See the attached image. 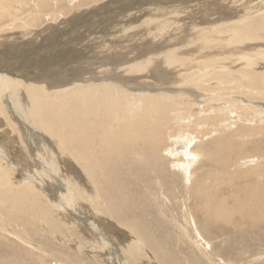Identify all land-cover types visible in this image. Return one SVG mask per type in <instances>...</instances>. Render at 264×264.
<instances>
[{
    "label": "bare ground",
    "instance_id": "obj_1",
    "mask_svg": "<svg viewBox=\"0 0 264 264\" xmlns=\"http://www.w3.org/2000/svg\"><path fill=\"white\" fill-rule=\"evenodd\" d=\"M29 1L38 9L39 5L49 2V0ZM53 1L60 2V0ZM66 1L72 3V0ZM132 1L96 0L97 3L94 6L87 7L89 9L79 8L76 14L68 17L65 16L69 13L68 7L52 11L46 15L47 19H51V23H45L46 25L40 30L27 29V26L32 25V22L36 20L35 18L19 22L12 26L10 31L2 30L0 34V119L5 122L4 126H8L12 133H17L12 135L7 131V140L23 146L24 156L17 161L10 160L4 146L6 143H0V225L4 226L8 234L21 242L20 235L23 230L25 231V221L28 219L56 233L57 225L53 210L58 219L66 218V212H68L77 216L75 219L80 224L92 230L103 249L108 248L111 256L116 258L119 255L118 246L109 247L110 241L100 229L101 226L98 227L95 222L84 217L77 205L80 202L81 205L86 204L87 207L82 208L86 214H95L104 224L116 227L107 218L111 219L110 216L113 218L114 213L118 212V223L120 221L126 223L128 217L121 213L119 207H115L114 198L118 197V202L121 200L123 203L129 202L131 200L129 198H133V195L140 197L146 195L158 200L179 195L183 196L180 197L183 201L193 199L197 201V204L199 200L203 201L205 207H197V210H206L200 213L205 222L215 219L231 225L232 218H234L232 224L235 223L233 227L237 228L232 227L233 230L248 225L251 231L263 233L264 180L261 178L264 177V165L255 164V161L259 158L264 159V154L248 155L245 153L243 158L240 157L243 154L244 144L249 141V138L258 136L259 139H264V70H254L256 61L252 60L253 57L245 55L243 58L246 61L245 64L239 69L235 68L238 75L234 76H231L232 72L226 69L227 72H200V68L192 67L193 72H177L178 69H184L185 64L179 56L178 59L175 58L179 48L173 44L181 42L185 35L171 36L180 33L181 29L174 30L170 23L172 26L165 28L167 33L158 39L162 32L159 28H162L164 22L156 16H150L149 19L146 18L145 24H150L151 27L144 29V34L146 32L151 34L153 39H147L146 43L140 44L138 48L135 45L133 52L124 51L125 47L122 46L118 52L112 51L107 54L110 59L119 61V65L123 63L122 66H117V70L110 66L98 71L86 65L83 68H74V66L72 68L62 64L64 63L61 62L62 59L67 57L69 34L74 27H77L76 25L84 20L87 21V18L94 13L108 9V5L116 3L125 5ZM242 1L245 0H216L218 6L214 4L218 9L223 10L220 13L226 14V17L235 14V20L230 21L227 18L229 23H225L226 29L224 27L227 35L223 41L229 53L240 50L241 55L245 53L246 48L252 47L248 42L264 39V3L250 0L251 2L249 1L246 7L244 6L247 3L243 2L244 6L241 7L244 9H234L235 5L238 7ZM152 2L154 4L155 1ZM11 3L10 0H0V20L9 17L15 20L16 13L14 12L18 6L26 5L28 1H12ZM157 3L155 2L156 5ZM257 3L259 4L254 6ZM260 4L263 5L259 6ZM190 6L192 9V5ZM207 6L210 7V5ZM164 10L167 15L166 8ZM226 10L232 13H225ZM125 16L128 15L123 17ZM59 17L62 18L59 19ZM2 23L3 21H0L1 28L6 24ZM104 24L100 25H108ZM134 26L137 27V25ZM140 26L142 28L143 25L140 24ZM103 34L100 35L103 36ZM218 34H221V30ZM211 39L213 37L204 41L205 43L213 41ZM172 40L174 43H171ZM243 43L249 45H243ZM230 44L238 47L228 46ZM256 44L258 45V42ZM167 45L171 47H165ZM261 45L264 47V44ZM260 47L258 49L261 50ZM72 49L69 50L72 51ZM158 50L163 51L164 60L156 58L159 56L156 54ZM211 50L212 46H197L190 51L189 55L197 51L198 61L202 62L200 58L208 55ZM180 51L183 50H179V53ZM68 55L71 56V53ZM232 55L230 54L229 57H233ZM211 61L202 63L204 65L217 64V61ZM163 63L177 66L169 68L166 65L162 68ZM227 66L223 67L227 68ZM215 69L216 67L213 66L210 68V70ZM230 83H233L232 86H229ZM194 88H197V91ZM230 89H234V92L230 93L228 91ZM25 144L27 148L24 147ZM239 158L241 159L238 162ZM200 161H202L201 164H198ZM32 162L40 163L42 172L37 171L39 170L37 167H35L37 169L35 173L31 171L32 174L28 171L29 168L24 170V167L31 166ZM240 166L253 167L242 168L239 172L237 167ZM16 170L21 171L26 179L15 180L13 174ZM116 171L119 188L121 189L123 184L126 185L119 194L113 189V183L116 180L109 176L111 173L115 174ZM50 176L60 189L57 197L50 193L51 191L48 192L49 186L47 188L44 186V178H50ZM238 178L246 182H243L232 193L233 205H225L223 199L220 202L216 201V187L222 186L224 181L227 185ZM48 184L52 185L51 182ZM77 202L79 204L76 205ZM188 213L192 214V212ZM190 217L197 230L195 217L193 215ZM125 225L140 237L136 239L138 242L130 241L129 247L127 243H124L127 249L134 251L142 249L143 251L146 245L150 246L149 242L144 240L143 233L136 224ZM31 228L34 229V225H30L29 230H32ZM196 235L202 239L198 230ZM120 243L119 241L117 244ZM226 264L233 263L227 262Z\"/></svg>",
    "mask_w": 264,
    "mask_h": 264
},
{
    "label": "rangeland",
    "instance_id": "obj_2",
    "mask_svg": "<svg viewBox=\"0 0 264 264\" xmlns=\"http://www.w3.org/2000/svg\"><path fill=\"white\" fill-rule=\"evenodd\" d=\"M12 1L13 2L28 1V4L18 6V9H16V11L14 12V14L16 13V16H15L16 21L13 20L11 17L0 20L1 22L3 21L2 24L6 23L5 26L3 25L2 28L0 26V34L4 30L5 31L12 30L11 29L12 26L18 24L21 21H24L27 19L30 20L33 18L36 19V20L34 19L36 22L33 21L32 25L30 24L27 26V29H29V30H33V29L40 30L46 24L51 23V19H47L46 15L50 14L52 11H59L62 8L68 7L67 9H68L69 13L65 14V16L67 15V17H68V16H71L72 14H76V12L82 8L89 9L87 7H92V6H94L95 3H97L96 0H72L71 4L69 1H66V0H60V2H58V3H55L53 0H49V2H46L47 4L39 5L40 7L38 9L37 7H34V5H32L33 3H31L29 0H10V3ZM145 1H147L148 3ZM152 1H155L156 3L158 2L157 5L158 4L159 5L157 6L154 2V4L157 7L154 6ZM161 1L162 0H143V2H142V0H133L132 2L125 4V5H123V4L121 5L120 3L108 5V9L107 8L104 9V11L106 13L104 11H98L97 13L90 15L91 19H90V17H88L87 21L84 20L83 22H81L79 24L77 23L79 26L76 25L77 27L76 28L74 27V29H73L74 31L71 30V33L69 34V39H70V41L71 40L72 41L70 43V41L67 40V43L69 46L68 49H66L67 57L62 59L61 62H64L62 64H66L68 67H72V68H73V66H74V68H77V67L83 68V66L84 67L87 66V67H91L93 69L95 68L94 70H98V71H101V70L108 68L110 66V67L116 68V70H117L118 67H120V65L121 66L123 65V63L119 65L118 64L119 61L116 62V60H114V59L112 60V58L110 59V57L107 54L111 53L112 51L118 52V50H120V47H122V46L125 47L124 51L128 50L127 52H133L135 47L138 48L140 46V44L144 45L146 43L147 39H150V38L153 39L151 34H148L147 32L145 33L147 35L144 34V32H145L144 29H149L151 27L150 24H145L146 18L149 19L150 16H153V17L156 16V18L158 17L157 19H161V21L164 22L163 23L164 25L161 26L162 28H164V30L162 28H159L162 31L161 32L162 35L160 34V37H158V39H160L164 34H166L167 33L166 29H168V27H170L172 25L174 27L173 28L174 30L175 29H177V30L181 29V30L179 31L180 33H176V34L171 35V36L177 37L180 34L185 35L184 38L181 39V42H179L178 44H173V46L176 45V47L179 48V49H177L178 51L176 50L178 55H176L175 58L176 59H178L179 57L182 58L183 62H184L183 64H185V66H183L184 69H178L177 72H183V71L184 72L185 71L186 72L187 71L193 72L192 67H196L197 69L200 68L199 69L200 72H211V71L212 72H216V71L217 72H223V71L227 70L229 72H232L231 76H234L237 74L236 70L243 67V65L245 64L246 61L243 59L245 55H247L248 57L249 56L253 57L252 60L254 59L253 61H256V64L254 66V70H256V71L264 70L263 69L264 67H262V66H264L263 65V63H264V60H263L264 59V54H263L264 47L261 45V44H264V43H261V42H264V39H262V41L259 40L260 43L258 40L248 42L249 44L251 43L252 47L248 48V49L246 48L247 50L245 49V51H244L245 53H243L242 55L240 54L241 53L240 50L230 51L231 53H229V51L226 50V45H225V42L223 41V38H225V36L227 35V32H226L227 30L224 31V27L226 29L225 23H229V20L230 21L233 19L235 20L236 17L234 16L235 14H232V16H230V17H228V16L226 17V14H224V13L221 14L220 12L223 10L218 9V7H217L218 1H217V3L215 2L216 0H207V1L206 0L205 1H203V0H199V1L198 0H196V1L195 0H193V1L192 0H190V1L189 0H170V1L164 0L162 2ZM179 1L182 3H180ZM249 1L250 0H245V1L240 2L238 4V7H236L237 5H235L234 9L235 8H237V9L239 8V10L244 9V7L249 5V3L251 2V1L250 2ZM255 1H257V0H255ZM255 1L253 0L252 2H255ZM243 2L244 3L246 2L247 4L244 6ZM257 2H259V3L263 2L264 3V0H258ZM143 3H145V4H143ZM164 3L166 4L167 7L169 5V8H167ZM259 3L255 4L254 6L258 5ZM189 4L192 5V7H193L192 9H190L191 6ZM214 4H216L217 6L216 5L214 6ZM68 5H70L71 8ZM149 5H151V6L149 7ZM207 5H210V7H208ZM262 5L263 4H260L259 6H262ZM161 6L163 7V10H164V8H166L167 13H168L167 15L164 13L166 11L165 10L163 11ZM241 6H244V7L242 8ZM195 7H196L197 11L195 10ZM201 8L203 9V11ZM144 9L146 10V12H144L145 11ZM152 9L154 10V13H153ZM70 10H72V11H70ZM108 10L111 12L110 14H109ZM142 10H143V12H141ZM147 10L148 11L152 10V11L148 12ZM169 10H170V12H169ZM193 10H194V12H192ZM208 10H210V11H208ZM228 10H226L225 13L231 14L232 12H230ZM130 11L132 14H134V16H132ZM187 11H188V13H187ZM157 12H158V14H157ZM202 12H204V13L206 12V14H204ZM160 13L163 16L164 15L165 16L162 17V15H160ZM176 13H178V14H176ZM190 13L191 14L194 13L196 16H194V14L191 15ZM216 13L217 14L220 13V14L217 15ZM113 14H115V16ZM210 14H212V16ZM120 15H122L121 18H120ZM124 15H128V16L123 17ZM130 15H131V17H130ZM159 15H160V17H159ZM224 15H225V17H223ZM218 16H220V17H218ZM105 17H108V18H105ZM61 18L59 17V19H61ZM184 18H186V19H184ZM227 18L229 20H227ZM14 21H15V23H14ZM111 22H112V24H111ZM126 22H130V23H126ZM99 23L101 25H105L104 23L109 25V23H110V25L109 26L108 25L101 26ZM170 23H172V25H170ZM81 24H83L82 27H81ZM140 24L144 26V28L142 26L143 29L141 28ZM202 24H204V25L206 24V26H204ZM86 25H88V27H86ZM112 25H113V27H112ZM134 25H137L138 28ZM189 26L191 28H189ZM84 28H85V31H84ZM96 28H98V29H96ZM101 28H102V30H101ZM218 28L219 29L221 28L220 29L221 34H218V33H220V30ZM89 30H91L90 32L92 34L89 32ZM136 30H138L139 32L137 31V33H136L135 32ZM93 31H95V32H93ZM130 31H131V33H129ZM77 33H79V34H77ZM94 33H97V34H94ZM99 33L103 34V36L100 35ZM133 34H134V36H133ZM96 35L99 37L97 38ZM139 36H140V38H139ZM190 36H192V37H190ZM212 37H213V39H211V40H213V41H208L207 43H205V41H204L205 39H210ZM214 38H216V39L214 40ZM94 39H95V41H94ZM144 39H146V40H144ZM85 41H87V42H85ZM106 41H108V42H106ZM0 42H1V36H0ZM76 42L79 43V45ZM80 42H81V44H80ZM103 42H104V44H103ZM138 42H139V44H138ZM202 42L204 44H202ZM257 42H258V45L256 44ZM75 43H76V45H75ZM111 43H112V45H111ZM171 43H174L173 40ZM180 43L183 46L180 45ZM245 44H247V43H243V45H245ZM249 44H247V45H249ZM74 45H75V48L73 47ZM0 46H1V43H0ZM102 46H103V48H102ZM197 46H202V47H205V46L211 47L212 46V50L209 52V54L208 55L206 54L203 56L205 60L203 59V57H201L200 59L204 61V62L202 61L203 63H209V61L212 62L211 60H214V61H217L218 65L215 63H213V65H206V64L204 65L202 62H199L198 57H197V55L199 53H197V51L196 52L194 51L195 53L192 52L191 53L192 55H189L190 51L194 50ZM215 46H216V48H215ZM228 46L238 47V46H234V44H230ZM259 46H261L260 47L261 50L258 49ZM79 47H81V49H79ZM165 47L170 48L171 45H167ZM71 48H73L72 51L69 50ZM220 48H222V49H220ZM262 48H263V51H262ZM179 50H183V51H180V53H179ZM220 50L223 52H221ZM258 50H260V51H258ZM163 51H164V49H163ZM163 51L161 52V50H158L156 52V54H159V56H156V58L164 60L163 59L164 58ZM70 53H71V56L68 55ZM74 53H75V55H74ZM82 53H83V55H82ZM97 53H98V55H97ZM214 53H215V55H214ZM233 53H234V55H232ZM86 54H87V56H86ZM230 54L233 57H229ZM39 55L40 54H38V56ZM38 56H35V58H38ZM106 56H108V57H106ZM231 58H232V60H231ZM258 59H260V61ZM223 61H225V63ZM227 61L228 62L230 61V62L227 63ZM201 63L203 64L202 66H201ZM258 64H260V65H258ZM166 65H167L166 63H163L161 65V67L165 68ZM221 65H223V66L228 65V66L226 68V67H223ZM175 66H177V65L176 64L167 65V67H169V68L170 67L174 68ZM212 66L216 67V69L210 70V68ZM235 68H237V69L235 70ZM179 74H181V73H179ZM69 75H70V73H69ZM212 83H214V82H212ZM232 84L233 83H230L229 86H232ZM194 89H195V91H197V88H194ZM242 90H245V89H242ZM228 91L230 93H233L234 89H230ZM0 122H1L0 123V127H1V129H0V143L1 142L6 143V144H4V146L6 147V153L8 155V158L9 159L11 158L10 160H12V161H17V160L21 159V157L24 156L23 155L24 152H22L23 146H19V143H17V142L15 144H13L12 142H10L11 140L10 141L7 140V131H8V133L10 132L9 134H12V135L17 134V133L16 132L12 133L8 126H6V125L4 126L3 123H5V122L2 121L1 119H0ZM4 130L6 131V133ZM248 140L249 141L244 144V149L242 150L243 154H242V156H240L241 158H243V155L245 153H247L248 155L264 154V139H259L258 136H255L251 139L249 138ZM24 147L27 148V145L25 144ZM253 157H258V156H253ZM241 158L238 159V162ZM201 162L202 161H200L198 164H201ZM255 164L264 165V159L259 158L258 160L255 161ZM30 165L32 167L27 165L26 167H24V170L25 169L27 170L29 168L28 171L30 173H31V171H32V173H35L36 170L39 169L37 171L42 172L40 163L34 164V162H32V164L30 163ZM35 167H37V169ZM252 167L253 166H250V167L240 166V167H237V169H239L240 170L239 172H241L242 168L248 169V168H252ZM239 172H238V174H239ZM22 174L23 173L21 171L19 172L16 170L13 174V178L17 181L23 180L22 178L26 179L25 177H23L24 175L22 176ZM36 175H38V174L36 173ZM109 176H110V178H114L116 180L113 183L114 184L113 189L116 192H118V194H119V192L122 193V189L125 188L126 185L123 184L124 186L122 185L121 189L119 188L120 185L118 184V173H117V171L115 172V174L111 173ZM47 178H48V180H47ZM47 178H44V181H45L44 186L46 188L49 186L50 188L49 187L47 188L48 192L51 191L50 193H52L54 196L57 197L59 190H60L59 187L56 186V183H54V180L51 176H50V178L49 177H47ZM239 179L240 178H238L237 180H235L232 183L227 184V185L225 184L226 181H224L222 186L216 187L217 192L215 194L216 195L215 200L220 202L223 199L225 205L232 206L233 205L232 203H234V200L231 198L232 193L235 191V189L239 188L243 182L244 183L246 182V181L242 182ZM261 179L264 180V177ZM51 180H53V181H51ZM50 182L52 185L48 184ZM90 186H91V188H93V186L91 184H90ZM177 191H178V189H177ZM87 193H89V192H87ZM180 197H183V196H179V195L168 196V197H166V199L164 198L162 200L161 198H159V200H158V199H151L146 195L141 196V197L133 195V198H129V199H131L129 202H123V203H121V200L119 201L120 202L119 203L118 197H116L113 199V204L115 205L116 208L119 207V210L121 211V213H123V215L128 217V218H126V223H123L122 221H120V223H118V221H117L118 220V212L114 213L113 218L110 216L109 218H111V219L104 217V218H107V220H109L110 222H112V224L114 223V225L116 227H114V226L110 227V226L104 224L103 222H101L102 220L98 219L97 215L95 216V214L94 215L91 213L86 214L84 212L85 210H83L82 208L87 207V205L83 204V203L81 205V202H80V204H79V202H77L76 205L79 204L77 206L81 210L82 214H84L83 216L84 217L86 216V218L88 220L95 222L98 227L101 226L100 229L103 231L104 234H106V236H108V240L110 241V243L108 244L109 247H113V246L117 247L118 246L117 248L119 249L118 250L119 255L116 256V258H113L111 256L110 250L108 248L104 247V249H103V247L99 243L100 241H98L97 236L94 235L92 230H89L86 226H84L83 224H80V222L77 219H75L77 216H73L68 212H66V215H67L66 218L61 217L60 219H58V217H56L55 210H53V214H54L53 217L55 218L56 225H57V227H55L56 233H54L51 230H47V228H45L46 226L44 227V225H42V224L38 225V224H36V222L34 220L28 219L27 221H25V223H26V225H25L26 228H24L25 231L23 230L21 232V235H20L21 242L19 240H17L11 234H8L6 232V230L4 229V226L0 225V226H2L0 228L3 229V230L0 229V264H127V263L136 264V262H137V264H223L224 262H226V263L231 262L233 264H264V231H263V233L261 231H253V230L251 231V229L249 228L248 225H243V226H240L238 229L233 230V228H237L236 226L233 227L235 225V223L232 224L234 222V218H232L233 222H231V225L228 224L227 222H223L221 220H215V219H211L208 222H205L203 220V217L200 215V213L205 212L206 210L205 209L197 210V207H202V208L205 207L203 201L199 200L198 204H197L196 200L188 199L187 201H183V199H181ZM205 203L207 204V202H205ZM185 205H186V207H185ZM187 210H189V211H187ZM188 212H192V214L190 213V215H193V217H195V220L197 222V230L200 232L202 239H200L196 235L197 230H196L193 222L190 220L191 217H190ZM83 216H82V218H84ZM235 217L237 218L238 216H235ZM80 218H81V216H80ZM185 222L187 225L185 224ZM129 223L130 224L134 223L138 226V228L141 229V231L143 233L144 240L148 241L151 247L146 245V247L144 248L145 250L143 249V251H142V249H140V250L138 249L136 251L130 249L132 252L129 250V248L128 249L126 248V245H125L126 243H127V247H129L128 243L130 241L133 240L135 242H138V241H136V239L138 240L140 238L139 235H137L136 233L134 234V232H132L128 227H126L125 224H129ZM30 225H34V229L31 228L32 230H29ZM124 226L126 229L122 228ZM109 227H110V229H109ZM183 230H184V233H183ZM177 233H178V235H177ZM184 234H185V236H184ZM110 236L111 237L113 236V237L111 238ZM137 236H138V238H137ZM119 241L121 243L117 244ZM114 243H116V244H114ZM122 246H123V249H121ZM124 250H125V252H124ZM128 253H130L132 255V257H130L131 255ZM143 253L146 255V257ZM130 259L132 260L133 263L131 262ZM134 259L135 260L138 259V261H135ZM122 260H123V262H122ZM151 261H152V263H151ZM226 263H224V264H226Z\"/></svg>",
    "mask_w": 264,
    "mask_h": 264
}]
</instances>
